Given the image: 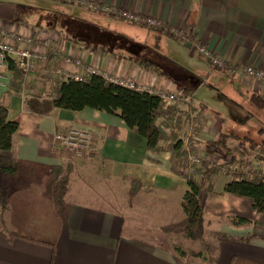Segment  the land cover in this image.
<instances>
[{
  "label": "crops",
  "instance_id": "obj_1",
  "mask_svg": "<svg viewBox=\"0 0 264 264\" xmlns=\"http://www.w3.org/2000/svg\"><path fill=\"white\" fill-rule=\"evenodd\" d=\"M88 1L135 11L157 19L161 26L126 21L59 0H0V28L4 32L40 34L54 41L60 54L79 58L110 76L137 85L166 88L177 94L185 88L193 90L187 96L189 101L182 100L179 106L207 107L205 126L196 136L202 160L222 163L229 159L231 154L209 153L203 147L205 141L214 140L220 133L264 136V103L259 106L251 99L256 95L264 100V83L239 71L241 65L264 70V0ZM53 15L97 28L105 23L114 35L150 50L129 55L117 47V53L106 54L87 44L73 46L67 29L62 34L44 28L50 25L47 18ZM173 27L200 37L227 67H212L194 53L185 38L170 32ZM159 43L164 51L151 49ZM150 51L159 58H153ZM51 64L74 69L50 58L48 65ZM39 74L44 81L45 76H51L36 70L25 77L26 86L17 94L9 88L11 73L7 64L0 69V103L8 107L10 118L18 125L14 137L17 170L13 174L0 173V187L7 196L5 205L0 206V264L185 262L181 258L186 253L177 256L169 246L153 241L133 223L136 206L138 212L162 216L156 219L161 220L160 232L162 225L179 220L174 218L179 216L187 185L181 175L171 170L170 152L149 151L145 139L118 116L89 107L79 111L54 109L48 115L30 113L24 100L39 92L34 93L38 89L36 82L28 79ZM43 89L41 86L40 91ZM69 126L91 133V154L73 158L58 150L54 134ZM187 129L185 126L180 133L183 140ZM227 145L235 154L242 151L235 140H229ZM67 162L72 169L65 203L59 209L51 200V168L64 167ZM228 181L224 172L213 175L212 191L201 196L205 230L199 241L207 250L200 248L193 255L202 264H228L232 256L260 262L264 257V214L253 210L249 197L223 193ZM131 186L136 189L132 198ZM119 196L126 197L125 206L119 203ZM232 215L244 216L254 223L233 226L229 222Z\"/></svg>",
  "mask_w": 264,
  "mask_h": 264
},
{
  "label": "trees",
  "instance_id": "obj_2",
  "mask_svg": "<svg viewBox=\"0 0 264 264\" xmlns=\"http://www.w3.org/2000/svg\"><path fill=\"white\" fill-rule=\"evenodd\" d=\"M167 31L169 32V29ZM6 64L11 73L9 88L19 94L26 86L23 72L10 59ZM192 91L185 88L181 96L185 98ZM251 99L259 106L260 103H264L260 96L252 95ZM181 102L182 100H177L165 104L156 94L113 83L98 74H85L80 81L45 76L43 91L25 98L24 106L30 113L38 115H48L54 109L79 111L85 107L113 114L145 139L149 151H169L171 170L185 179L187 189L180 203L183 217L178 221L162 225L160 230L165 234H182L188 240L197 241L203 237L205 230L201 196L212 191L211 178L219 172L229 176L223 193L236 197H249L252 200L253 210L264 214V138L254 140L248 135L220 133L214 140L203 143L205 151L216 153L222 148L233 158L222 163L200 160L198 163L188 165L186 164L188 151L180 133L185 126H188V135L186 134L185 137L189 142H195L196 136L205 126L207 107L198 104L182 109L179 106ZM17 128V122L10 118L8 107L0 103V173L13 174L17 170L14 140ZM162 131H165L166 135ZM229 140L237 141L242 150L237 153L239 156L228 147ZM254 151H257L253 156L254 159L262 165L254 170L246 169L248 164L246 156ZM71 169L70 162L64 167L51 168V200L59 209L65 203ZM135 193L136 189L131 186L129 197H134ZM6 201V193L0 187V206L3 207ZM229 222L233 226H250L254 223L241 215L229 216ZM181 264L195 263L185 261ZM228 264H264V257L258 262L232 256Z\"/></svg>",
  "mask_w": 264,
  "mask_h": 264
},
{
  "label": "built area",
  "instance_id": "obj_3",
  "mask_svg": "<svg viewBox=\"0 0 264 264\" xmlns=\"http://www.w3.org/2000/svg\"><path fill=\"white\" fill-rule=\"evenodd\" d=\"M66 3H76L87 8L97 10L109 15H113L123 20L144 23L151 27L161 26L160 22L149 16H142L141 14L126 9H119L114 6H105L94 3L88 0H59ZM170 32L174 35L185 38L188 41L190 48L207 61L212 67L216 69H225L227 65L207 48L200 37L194 35L190 36L185 30L178 28H170ZM62 61L67 65H71L74 69H63L60 66L48 65L49 60ZM10 59L23 72L24 77L29 76L36 70H42L46 74L53 77H60L63 79L82 80L85 74H98L103 78L129 88H135L141 91L156 94L165 104L174 103L177 100H187L190 98H183L181 94L168 91L166 88H155L148 85H137L130 80H126L117 76H110L106 72H102L88 64L83 63L79 58L69 56L67 54H60L57 44L47 37L40 34H23L15 31L4 32L0 28V69ZM240 74L243 76L252 77L257 83H264V70L256 68L252 65L239 66ZM56 146L59 151L66 152L73 158H82L92 152V136L91 133L69 126L65 131H58L54 134ZM184 145L188 151L186 164L198 163L200 153L196 142H189L188 138L184 139ZM184 171V170H181Z\"/></svg>",
  "mask_w": 264,
  "mask_h": 264
},
{
  "label": "rangeland",
  "instance_id": "obj_4",
  "mask_svg": "<svg viewBox=\"0 0 264 264\" xmlns=\"http://www.w3.org/2000/svg\"><path fill=\"white\" fill-rule=\"evenodd\" d=\"M63 6V5H61ZM47 21L50 23L49 26H44V28H48V29H53L55 31H58L60 33H64L63 31L67 29V32L69 34H71L68 39L71 41V43L73 44V46H86V44L88 46H91V48L93 47H97L98 49H103L105 51L106 54H109L111 52L113 53H117V47H118V51L121 52L120 49L124 48L125 51L124 53H129V55L131 53H135V52H146V50H150L148 48H144L143 46H141L140 44L133 42V41H127L126 38H123L120 35H114L113 32H110V28L105 24V23H101L102 27H95L93 25L90 24H86L81 22L80 20H70V17H61L58 18L57 16L53 15L52 18L51 16L47 18ZM127 21V20H126ZM131 22V21H130ZM35 27V26H32ZM112 28V27H111ZM149 30V29H148ZM154 43V41H153ZM150 45V44H149ZM150 47V46H149ZM116 49V50H115ZM152 50H156V51H164V48L162 46V44H158V46H155V44H153V46H151ZM153 58H159L157 55H155L152 51H150L149 53ZM127 59H132L135 58V56H126ZM139 60L141 58H138ZM40 74L39 75H32L29 77V81L34 80L36 82V87L38 89H36V91H34V93L36 92H40L41 86L45 87V81L39 79L40 78ZM185 76L187 77V74H185ZM189 77V76H188ZM181 83V82H180ZM261 119H264V115L261 117ZM254 140H259V139H263L264 136L258 137V136H253ZM197 142V141H195ZM218 151H221L222 154L224 156L227 155L226 151L222 148H220ZM257 151H254L251 153V155H247V162L248 164L246 165V169H250V170H254L255 168L260 167L261 165L258 164V160L254 159V155L256 154ZM221 154V153H220ZM235 154V153H234ZM237 156H239V154L236 153ZM202 158V155L200 154V159ZM233 158L232 155H229V159ZM225 161V160H224ZM113 203H115L113 201ZM119 203L122 206H125L128 201L126 199L125 196H119ZM139 207V206H138ZM136 206L135 210H134V224L135 226H137V228L141 229V232H146V235H149L153 241H156L158 243H162L164 245L169 246L175 253L177 256L181 257V255L184 253H186V257L181 258L184 261H189L191 263H195V264H202L203 262L199 259H197V256L195 257L193 255V252H197L198 249H202L203 251L207 250V246H203V244H201V242L199 240L197 241H193V240H188L185 239V237L181 234L179 235H175V237L173 235H169V234H163L159 231L158 227L159 225H161V220H156L159 217H162L161 215H158V213H156V218L152 217L151 213H147L144 210L138 212ZM137 211V212H136ZM175 209L172 208L171 212H174ZM178 213L179 216L178 218H174L175 220L177 219H181L183 217V211L182 208L180 207L178 209ZM133 214V216H134ZM163 215V214H162ZM169 217V216H168ZM166 218H164L163 220H165ZM166 220H169V218H167ZM207 236V235H206ZM212 236V235H211ZM206 252V251H205Z\"/></svg>",
  "mask_w": 264,
  "mask_h": 264
}]
</instances>
